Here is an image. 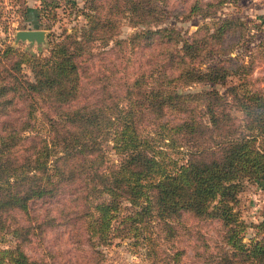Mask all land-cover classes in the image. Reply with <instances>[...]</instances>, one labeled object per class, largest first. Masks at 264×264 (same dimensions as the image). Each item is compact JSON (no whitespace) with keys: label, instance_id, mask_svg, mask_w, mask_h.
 Here are the masks:
<instances>
[{"label":"trees","instance_id":"trees-1","mask_svg":"<svg viewBox=\"0 0 264 264\" xmlns=\"http://www.w3.org/2000/svg\"><path fill=\"white\" fill-rule=\"evenodd\" d=\"M165 1L84 0V22L49 33L46 53L0 48V242L7 234L12 241L0 243V264H47L25 248L77 216L93 248L113 236L138 238L156 219L173 239L170 220L211 218L221 232L208 264H264V221L243 241L245 224L233 210L245 183L264 178V95L244 80L228 84L242 114L236 120L227 92L211 84L250 66L231 56L206 61L234 46L244 21L228 16L183 32L163 24ZM224 1L184 0L173 13L207 17ZM122 20L137 29L119 37ZM109 40L98 56L95 42ZM191 83L204 86L182 89ZM61 192L57 213L31 212L33 201ZM202 246L193 244L194 253ZM173 252L164 264H181L184 249ZM149 253L157 255L153 247Z\"/></svg>","mask_w":264,"mask_h":264},{"label":"rangeland","instance_id":"rangeland-1","mask_svg":"<svg viewBox=\"0 0 264 264\" xmlns=\"http://www.w3.org/2000/svg\"><path fill=\"white\" fill-rule=\"evenodd\" d=\"M53 2L56 5L47 4L43 9L41 0H0V48L5 44H11L32 52L46 53L49 33L56 35L63 28H67L69 31L84 22L80 13L84 0H53ZM163 7L166 11L163 24L173 25L183 32H191L198 25L211 20H219L228 16L241 18L244 21L243 36L234 43L230 50L221 54H210L206 61L208 64H212L214 61L231 56V61L236 64L249 65L250 69L246 72L242 71L241 74L226 76L223 81L215 82L211 86L226 95L227 91L225 90L228 84L244 80L245 86L258 89L264 95V0H225L214 14L207 17H202L199 14L189 18L174 15L173 10L178 12L185 9L184 0H166ZM22 28L43 29L45 42L29 44L27 40L15 41L14 32ZM134 29L137 27L122 20L118 36L124 37ZM110 45H112V40H109L104 46L95 42L93 50L99 56L102 52L107 51ZM98 56L93 57L94 64ZM25 71L29 73L26 67ZM203 86L201 83H191L183 86L182 89L196 91ZM226 97L230 114L239 120L241 112L233 106L228 92ZM110 144L109 141L104 142V150L108 161L115 162L117 155ZM173 155L180 156V153L174 152ZM65 194V192H61L51 201H48V198L33 201L31 212L41 215L46 209L52 207V213H57L53 208L58 201L62 202ZM126 206V208L122 207V213L129 209V205ZM233 210L237 211L245 224L243 241H247L248 237L254 234H259L257 232L258 223L264 221V178L256 182L245 183L243 189L237 194ZM77 217L76 219L79 221ZM78 221H75V224L56 225L47 229L43 238L40 241L33 240L25 248V251L30 257L39 258L46 261L47 264H164L165 260L171 261L174 249L182 248L184 253L181 256V264H208L205 261L208 250L212 249L211 247H214L215 244H220L218 241L221 229L216 220L183 217L180 220H170L176 231L173 239L165 235L166 232L162 230L160 221L156 219L151 223L150 230L142 231L138 238L126 235L113 236L109 243L95 245L93 248L86 242V236L79 227ZM185 225L191 226V232L186 230ZM148 233L151 241H148L147 237L143 238L144 235L148 236ZM201 241L207 244V249L202 246L198 255L194 253L192 245ZM0 243L2 245L11 244L10 236L5 235ZM152 247L157 251L155 256L149 253ZM213 251L217 252V248H213L211 252Z\"/></svg>","mask_w":264,"mask_h":264},{"label":"water","instance_id":"water-1","mask_svg":"<svg viewBox=\"0 0 264 264\" xmlns=\"http://www.w3.org/2000/svg\"><path fill=\"white\" fill-rule=\"evenodd\" d=\"M45 33L41 28H22L14 32V40H27L29 44L35 42L42 44L45 42Z\"/></svg>","mask_w":264,"mask_h":264}]
</instances>
